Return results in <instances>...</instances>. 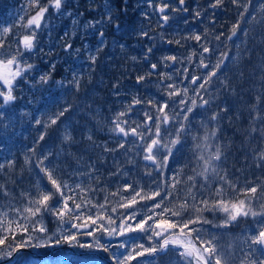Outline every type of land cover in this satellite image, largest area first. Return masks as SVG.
<instances>
[{"label": "trees", "instance_id": "trees-1", "mask_svg": "<svg viewBox=\"0 0 264 264\" xmlns=\"http://www.w3.org/2000/svg\"><path fill=\"white\" fill-rule=\"evenodd\" d=\"M161 2L162 0H62L59 12L49 7L41 28L37 30L35 49L26 52L20 47L23 52L19 57L21 66L32 64L33 68L16 80L14 103L0 109L6 113L4 119L0 120V126L8 125L6 129L0 127V164L6 165L0 171V184L10 193L8 196L0 195V210L9 211L12 215L11 208H23L27 203L21 197V192L35 195L38 183L52 187L45 174L36 167L38 159L45 155L48 159L44 160V164L55 167L54 174L67 182L71 189H75L67 194L75 197L77 203L90 201L83 208L84 215L95 217L100 213L106 217L111 216L116 220V225L113 226L118 227L121 219L135 209L147 212L144 206L156 201H141L137 197L139 202L133 208L118 206V203L123 202L122 197H129L132 193V188L124 190L128 185L142 188L145 192L156 189L159 185L162 195L164 191H172L173 196L163 201L165 206L171 208L183 200L186 194L188 185L185 181L192 174L193 167L192 137L204 135L202 122L207 124L209 132L214 127L219 128L218 139L214 143L222 146V167L230 181L236 185V191L228 189L225 198L245 199L241 190L256 185L259 187L251 206L257 211L261 209L264 205V159L260 158L261 153H264V0H251L246 12L243 7L233 4L232 0H222L215 8L211 7L215 0H199L198 3L190 0L186 8L191 16L179 21L187 25L189 30L183 28L182 36L175 28L169 37V41H187L185 44L170 43L169 47L154 48L138 46L133 41L134 35L138 36L142 28L158 25L157 20H154V11ZM246 2L247 0H239L240 5ZM41 3L46 4L47 0H41ZM22 8L27 10L28 15L21 11ZM35 12V8L29 7L28 0H0V24H12L20 16L27 20ZM197 12L199 16L196 15ZM234 25H238L235 36L232 35ZM100 32L104 34L102 44ZM25 34L27 31L23 27H13L4 49H0L4 58L17 54V41ZM195 35H200L201 40L196 41L193 38ZM230 36L231 39H228ZM201 45L209 48L208 53H203L204 63L209 65L204 74L201 73L200 65V54L203 52ZM149 47L152 48L151 53L148 52ZM193 52L196 55H192ZM222 53L226 54L227 59L216 70L217 74L212 77L210 84L206 85L207 91L200 90L204 99H209L211 94V102L205 108L194 109L192 115L196 118H189L190 131L184 138L183 147L168 158L163 175L155 168L146 166L143 154L138 155L137 149L133 148L125 154V149L130 147L128 143L115 153L104 151L105 144L109 148L118 146L108 128L111 120L131 102L133 96L145 101L150 98H167L156 87L161 78L146 75L151 71V64L158 65L157 71L174 73L177 85L181 89L187 87L188 96L194 97L199 104L200 96L193 91L196 85L191 84L180 73L187 69L185 75L201 78L197 83L199 84L211 70H215L213 66ZM171 55L177 57V62L171 68H164L160 63L161 58ZM92 56H95L94 63L90 58ZM189 56L192 57L191 61L187 59ZM132 57L136 59L133 60ZM181 60L183 63L179 62ZM43 75L48 76L47 83L41 82L40 77ZM141 75L145 79L137 83V77ZM164 83L171 81L165 80ZM174 99L179 100L180 97ZM65 107L69 110L60 116L55 125L45 129L44 121ZM144 111L153 116L156 114L155 107L141 104L135 107L131 118L144 122ZM213 113H218L216 121L210 119ZM36 119H40L42 123L37 125ZM169 127L175 132L174 126ZM65 134H70L72 140L65 141ZM41 135L44 136L43 140L39 138ZM127 139L130 141L133 138ZM26 158L30 159V164H25ZM9 161H14L13 169L7 167ZM86 169L89 173L83 172ZM84 173L88 175L85 176ZM177 173H180L177 179L181 183L173 190L169 185ZM77 184L80 188H76ZM217 186L213 184L211 188L201 189L198 184L193 189L197 195L196 203L199 204L201 199H216L214 189ZM113 193L118 194L112 195ZM159 199L160 197L156 198L157 201ZM191 203L189 200V204ZM100 205L104 207L101 208ZM113 207L116 208L115 212L112 211ZM155 211L160 212L161 209ZM191 214L189 209L184 215ZM203 216L211 223L195 227H202L206 236L216 234L217 243L222 248L227 249L231 244L230 264H240L247 251L245 238L252 229L258 227L254 219L239 217L227 227H214V224H222L225 213L205 211ZM136 219H141V215H137ZM156 219L159 220L160 217L157 216ZM177 219L171 217L173 221ZM72 223L80 221L74 220ZM43 225L49 232L62 231L65 235L69 232L77 233L70 224L61 223L51 214L44 215ZM77 235L83 242L93 241V237L79 233ZM149 235L150 233L127 232L124 236L109 238L100 232L96 233L103 244L124 243L125 248L119 249V252L125 254L132 252L133 248L139 251L137 246L140 244L145 248L150 247L157 238L153 237L150 241ZM19 238L18 236L17 239ZM10 242L9 238L6 244ZM59 248L82 253L89 251L67 244H62ZM53 250L41 251H47L51 255ZM112 251L117 249L113 248ZM59 252L69 254L56 251ZM95 252L110 260L108 253ZM133 255L134 258L137 257L134 253ZM151 260H140L135 264H147ZM177 260L180 258L174 251H170L167 255L157 257L156 264H175ZM131 261L132 259L129 264ZM94 264L106 263L96 257Z\"/></svg>", "mask_w": 264, "mask_h": 264}, {"label": "snow or ice", "instance_id": "snow-or-ice-1", "mask_svg": "<svg viewBox=\"0 0 264 264\" xmlns=\"http://www.w3.org/2000/svg\"><path fill=\"white\" fill-rule=\"evenodd\" d=\"M179 2L181 5L184 4V0H179ZM220 3H222V0H215L211 7L215 8ZM232 3L243 7L246 12L251 0H247L243 5H240L239 0H232ZM28 4L30 8L36 9L34 15H29L27 20H25L24 16H20L19 20L13 21L12 24H0V49H4L7 37L12 34L13 27H23L27 31V34L17 41L18 49L16 55L4 58L3 54L0 53V85L6 89V91L0 90V98H2L0 99V109L14 103L16 100L13 95L15 81L33 68L32 64H25L24 67H21L22 61L19 57L23 55V52L20 51V47L22 46L23 51L26 52H32L35 49L37 30L42 26L45 13L48 12L49 7L59 12L62 7V0H47L46 4H42L41 0H28ZM167 7L168 5L164 4L158 9L163 14L161 18L165 23L169 19L165 11ZM176 10L175 8L173 9V11ZM21 11L28 15L26 9L22 8ZM180 11H187V9L182 8ZM196 15L199 16V13L197 12ZM240 15L242 16L243 13ZM237 27L238 25H234L232 28L233 36L236 35ZM141 34L144 36L148 35L147 32ZM99 35L101 37L100 43L102 44L104 34L100 32ZM193 38L196 41L201 40L200 35H195ZM228 39H231V36ZM175 42L179 44V41ZM68 47L71 46L68 45ZM201 48L203 52L200 54V65L208 68L209 65L204 63L203 53H208L209 48L204 45H201ZM148 52H152L151 47H149ZM192 55H196V53L193 52ZM90 58L94 63L95 56ZM132 59L135 60L136 57H132ZM187 59L191 61L192 57L189 56ZM225 59H227V56L222 53L221 58L213 66L215 70H211L199 84H197V80L201 78L188 77L185 75L187 69L180 73L191 84L196 85L193 91L197 96H200L199 104L194 97L188 96L187 87L181 89L177 85L174 80V73L156 71L158 65L155 63L151 64V71L146 73V75H157L161 78L157 82L156 87L167 98L161 100L150 98L145 101L138 96H133L131 102L111 120V126L108 128L109 133L115 138L118 146L109 148L105 144L103 145L104 151L115 153L119 149L125 148V144L128 143L130 147L125 149V154L133 148L137 149V154L142 153L143 159L150 161L151 165L155 166V170L163 175V170L167 168L168 158L173 157L174 151L178 152L183 147L184 138L190 131L191 121L189 118L190 116L192 119L196 118L192 115L194 109L197 107L204 108L205 105L210 104L211 94L209 99H204L200 95V90L207 91L206 85H209L212 77L216 76V70L220 69ZM166 61L175 63L177 62V57L171 55L161 58V65L164 68H170L172 65H169ZM179 62L183 63L182 60ZM144 79V75L138 76L137 83ZM40 80L43 83H47L48 76L43 75ZM165 80L171 81V83L165 84ZM76 87L77 89L79 88L78 81L76 82ZM174 97H180V99L176 100ZM257 102L259 103V98H257ZM141 104L155 107V116L148 111H144V122L132 119L131 113L137 105ZM68 110L69 108L65 107L62 111L49 117L47 121H44V128L47 129L51 125H55L60 116H63ZM5 115V112L0 111V120H3ZM217 118L218 113H213L210 117L212 121H216ZM35 123L40 125L42 121L36 119ZM169 125L175 127V132L170 130ZM0 127L6 129L8 125ZM201 127L205 129L204 135L202 137H192L194 141L193 167L191 169L192 174L188 175L185 181L188 187L183 200H180L170 208L165 206L163 201L173 196L172 191H164L162 195L159 185L156 189H151L147 192L142 188L137 189L133 185H128L124 190L132 188V193L129 197L121 198L123 202L118 203L119 207L133 208L139 202L137 197L141 201L152 200L156 202L144 206L147 212L142 213L140 209H135L121 219L118 227L113 226L116 225V220L111 216L106 217L100 213H97L95 217L84 215L83 208L87 207L90 201L83 204L77 203L75 197L67 194L68 191H74L75 189H71L67 182L60 180L54 174L56 172L55 167H49L44 164V160H47L48 156L45 155L42 159H38L36 167L45 174L52 187L49 188L46 184L38 183L35 195L30 192H21V197L27 203L23 208H11L12 215L9 214V211L0 210V264H94L96 257L91 255L94 251L108 253L111 264H129V261L134 258L133 253L135 256L141 257L148 254L153 259L148 261L147 264H156L157 253L167 254L170 251H174L175 255L180 258V260L175 261V264H181V262L182 264H230L232 245L229 244L227 249L222 248L217 243L216 234H208L206 236L202 227H195V225L211 223L203 216L205 211L225 213L222 224H214V227H227L232 222L237 221L239 217H252L258 227L252 229L245 238L244 242L247 244V251H245V258L241 260L240 264H264V205L261 206L259 211L254 210L251 206L252 200L256 199L254 194L259 186L254 185L250 188L242 189L245 199L232 200L225 198L228 189L236 191V185L230 181L227 172L222 167L224 157L222 146L219 143H214L218 139L219 128L218 126L214 127L209 132L207 124L203 122ZM129 136L133 138L130 141L127 139ZM39 138L43 140L44 136L41 135ZM88 139L92 140V137L88 136ZM64 140L71 141V135L65 134ZM178 145L180 147H177ZM94 146L100 147V145ZM32 151L34 152L35 150L33 149ZM260 158L264 159V153H261ZM30 163V159L26 158L25 164ZM5 166V164H0V171H3ZM7 167L13 169L14 161H9ZM90 167L94 168V166ZM182 171L183 169H181V173ZM178 175L180 173L172 177V182L169 185L173 190L181 183V180L177 179ZM198 184L201 189H208L213 184H217L218 186L214 189L216 199H201L199 204H197V195L193 192V189ZM76 188H80V185L77 184ZM262 192H264V189H262ZM117 194L113 193L112 195ZM0 195H10L2 184H0ZM157 197H160L158 201L156 200ZM189 200L192 201L191 204H189ZM92 206L97 207V205ZM99 207L103 208L104 206L100 205ZM156 209H161V211L156 212ZM189 209H191L192 214L185 216L184 214ZM112 211L115 212L116 208L113 207ZM45 214L54 215L61 223L70 224L71 228L77 230V233L69 232L65 235L62 231L49 232L43 225ZM137 215H141V219L137 220ZM157 216L160 217L159 220L156 219ZM171 217H177L178 219L173 221ZM257 217L260 219H256ZM74 220L80 221V223H72ZM129 221H132V223H129ZM150 221L152 222L151 224L149 223ZM156 229L160 230L157 231ZM82 230L86 231L82 232ZM97 232L109 238L124 236L127 232L150 233L149 240L151 241L153 237H156L157 241L147 248L140 244L137 246L139 251L133 248L132 252L125 254L119 252V249L125 248L124 243L116 245L103 244L101 243V238L96 236ZM78 233L93 237L92 243L79 240ZM18 236L20 237L19 239H17ZM9 238L11 242L6 244ZM62 244H67L73 248L88 249L89 252L71 254L54 252L49 255L47 251H41L57 249ZM113 248L117 249V251H112Z\"/></svg>", "mask_w": 264, "mask_h": 264}, {"label": "bare ground", "instance_id": "bare-ground-1", "mask_svg": "<svg viewBox=\"0 0 264 264\" xmlns=\"http://www.w3.org/2000/svg\"><path fill=\"white\" fill-rule=\"evenodd\" d=\"M100 41H101V40H100ZM21 67H22V66H21ZM15 82H16V81H15ZM0 90H5V91H6V89H4L2 85H0ZM67 98H69V97H67ZM0 99H2V98H0ZM82 171H83V170H82ZM83 172H88V171H87V169H86V170H84ZM88 173H89V172H88Z\"/></svg>", "mask_w": 264, "mask_h": 264}, {"label": "rangeland", "instance_id": "rangeland-1", "mask_svg": "<svg viewBox=\"0 0 264 264\" xmlns=\"http://www.w3.org/2000/svg\"><path fill=\"white\" fill-rule=\"evenodd\" d=\"M159 159V158H158ZM153 168H155V166L153 167ZM85 174V176H87L88 175V173H84ZM90 175V174H89Z\"/></svg>", "mask_w": 264, "mask_h": 264}, {"label": "water", "instance_id": "water-1", "mask_svg": "<svg viewBox=\"0 0 264 264\" xmlns=\"http://www.w3.org/2000/svg\"><path fill=\"white\" fill-rule=\"evenodd\" d=\"M150 162V161H149ZM151 163V162H150Z\"/></svg>", "mask_w": 264, "mask_h": 264}]
</instances>
